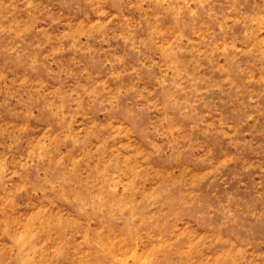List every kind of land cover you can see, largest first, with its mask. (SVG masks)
<instances>
[{"label":"rangeland","instance_id":"rangeland-1","mask_svg":"<svg viewBox=\"0 0 264 264\" xmlns=\"http://www.w3.org/2000/svg\"><path fill=\"white\" fill-rule=\"evenodd\" d=\"M0 264H264V0H0Z\"/></svg>","mask_w":264,"mask_h":264}]
</instances>
